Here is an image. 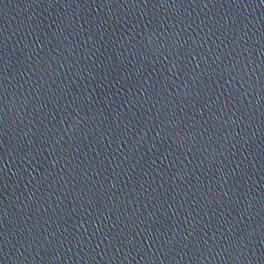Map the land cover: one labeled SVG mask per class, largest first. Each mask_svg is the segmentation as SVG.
Listing matches in <instances>:
<instances>
[{"label": "water", "instance_id": "water-1", "mask_svg": "<svg viewBox=\"0 0 264 264\" xmlns=\"http://www.w3.org/2000/svg\"><path fill=\"white\" fill-rule=\"evenodd\" d=\"M0 264H264V0H0Z\"/></svg>", "mask_w": 264, "mask_h": 264}]
</instances>
